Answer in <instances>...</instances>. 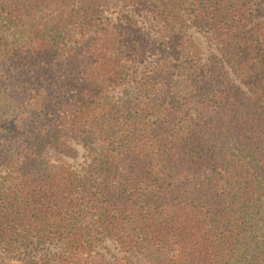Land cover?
I'll return each mask as SVG.
<instances>
[{
	"label": "trees",
	"instance_id": "trees-1",
	"mask_svg": "<svg viewBox=\"0 0 264 264\" xmlns=\"http://www.w3.org/2000/svg\"><path fill=\"white\" fill-rule=\"evenodd\" d=\"M193 3L206 63L182 0H0V264H239L264 199V0Z\"/></svg>",
	"mask_w": 264,
	"mask_h": 264
},
{
	"label": "rangeland",
	"instance_id": "rangeland-1",
	"mask_svg": "<svg viewBox=\"0 0 264 264\" xmlns=\"http://www.w3.org/2000/svg\"><path fill=\"white\" fill-rule=\"evenodd\" d=\"M186 2V4L182 5L183 11L181 12L180 18L183 19L186 25L179 26L181 31L179 35L186 40H190L193 43L192 51H196L197 47L200 50V58H203V63H206L207 60L212 59V55L217 52V43L216 39L213 36H210L211 31L207 28H200L196 26L193 22V11L196 9L193 0H182ZM176 16L174 15L173 18ZM152 32V31H149ZM154 33V32H153ZM153 33H151L153 38H156ZM161 43V40L159 41ZM211 58V59H210ZM69 164L75 167L76 170H81L83 167L87 165V157L83 151H80V156L76 160H66ZM249 234L247 235V247L242 246L238 251V263L246 264L249 262L253 255L255 254L257 257V252L255 251V247L258 246L264 247V199L260 205V208L257 209L256 214L252 215V221L249 225ZM254 243V245L252 244ZM104 253L109 254V257L115 256L120 257L118 250L112 244H107ZM263 253L259 252V255ZM1 257V256H0Z\"/></svg>",
	"mask_w": 264,
	"mask_h": 264
}]
</instances>
